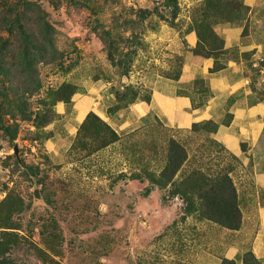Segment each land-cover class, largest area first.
<instances>
[{
	"label": "rangeland",
	"instance_id": "374dc122",
	"mask_svg": "<svg viewBox=\"0 0 264 264\" xmlns=\"http://www.w3.org/2000/svg\"><path fill=\"white\" fill-rule=\"evenodd\" d=\"M253 2L0 0V243L11 241L3 257L231 264L227 254L241 234L209 201H219L212 187L222 183L221 200L233 201L226 207L240 228L255 190L253 159L226 149L213 121L168 126L151 105L156 80L179 79L186 54L218 48L216 25L247 21L249 33L251 16L264 17L262 7L252 13ZM258 29L260 42L241 59L264 98ZM219 51L222 62L240 58L236 47ZM182 86L178 92L205 82ZM7 201L16 208L10 219Z\"/></svg>",
	"mask_w": 264,
	"mask_h": 264
},
{
	"label": "crops",
	"instance_id": "0c3cea01",
	"mask_svg": "<svg viewBox=\"0 0 264 264\" xmlns=\"http://www.w3.org/2000/svg\"><path fill=\"white\" fill-rule=\"evenodd\" d=\"M251 6L253 13L256 7L264 8V3L254 0ZM254 17L251 16L249 21V33L244 32L247 21L215 26L216 33L224 40V50L236 47L240 58H225L229 60L226 66L213 70L214 56L186 54L179 79L161 77L156 80L151 105L157 117L168 126L187 128L195 122L213 121L218 124L216 138L226 149L243 161H248L249 155L253 159L255 190L247 196L251 207L243 210L242 225L235 230L241 234V240L233 242L227 254L234 264H248L245 261L247 251L264 264V197L261 195L264 190V98L256 94L258 92L253 88L241 59L244 51L260 42L258 28L264 26V17L259 19L255 14ZM187 39L195 45L196 33L190 32ZM196 79L204 80L205 89L186 86L187 91L178 92L182 85H189ZM134 107L142 108L144 103L138 102ZM243 143L247 147L245 150Z\"/></svg>",
	"mask_w": 264,
	"mask_h": 264
},
{
	"label": "trees",
	"instance_id": "16d2710c",
	"mask_svg": "<svg viewBox=\"0 0 264 264\" xmlns=\"http://www.w3.org/2000/svg\"><path fill=\"white\" fill-rule=\"evenodd\" d=\"M221 10H223V9H221ZM224 11V10H223ZM231 11V10H230ZM221 14H222V11H221ZM47 31L49 30V28L47 27V29H46ZM219 39V41H220V43H219V46H218V48H213V47H211V50H209L208 52H207V55H209V56H214L215 57V65H214V67H213V70H219V69H221V68H224L225 66H226V62H222L221 60H219V57H217V56H215V54H214V51L215 50H220L219 52V55H222V54H224V41L221 39V38H218ZM199 42H201V39H200V41ZM50 44H52V41H51V39H49V45ZM244 54H246V53H244ZM33 82H37L36 84H40V80L38 79V78H36V80H34L33 79ZM90 116H92L94 119H96V121L97 120H99V121H101V119H99L98 117H97V115H95V114H91ZM88 119L90 120L91 118L90 117H88ZM88 120H86L85 122H84V124L87 122ZM98 122V121H97ZM92 122L90 121V124H91ZM99 123V122H98ZM89 124V123H88ZM104 125V124H103ZM212 189L216 192V194H217V196L215 197L216 199H217V201H218V199H219V201L218 202H214V201H209V203H211V204H213V205H215L216 207H218V209L217 210H221V208H222V212H224V214H225V216H222V218H225V224L227 225V226H233L232 228H239V224L240 223H237V224H233L232 223V221H234V217H230L229 215L233 212V210H232V208L230 207L233 203V201L230 203L229 202V204H228V200H229V197H227V199H225L224 201H222L221 200V197H223L224 195H223V191H222V183H217L216 184V186H215V189H214V187H212ZM206 195V197H207V199H210V196H209V193L208 194H205ZM226 198V197H225ZM7 203H9L8 205V217H9V219H10V216L12 215V213H13V211L14 210H16V208H15V205H14V203L12 202V201H7ZM226 205H230L229 206V208H227L226 207ZM218 212V211H217ZM8 219V220H9ZM240 222V221H239ZM6 225H2L1 227H9V228H11L12 227V225H10V223H5ZM3 232H4V234L7 236V235H10V236H12L14 233H9V231H7V230H3ZM9 236V237H10ZM10 243H11V241H9V243H8V241H3L2 243H0V257H2V259H0V264H12V262L10 261V260H8L7 259V257H3L2 255H4V251L6 250V248H8L9 247V245H10ZM250 255L254 258V260H247L246 259V256H245V261L248 263V264H261V261L260 260H258L255 256H254V254L252 253V252H250ZM252 258V259H253ZM257 261V263H256V261ZM231 264H234V261H231Z\"/></svg>",
	"mask_w": 264,
	"mask_h": 264
},
{
	"label": "water",
	"instance_id": "95a60500",
	"mask_svg": "<svg viewBox=\"0 0 264 264\" xmlns=\"http://www.w3.org/2000/svg\"><path fill=\"white\" fill-rule=\"evenodd\" d=\"M16 150L18 151V147H16Z\"/></svg>",
	"mask_w": 264,
	"mask_h": 264
}]
</instances>
